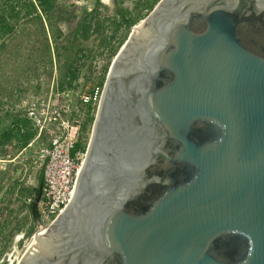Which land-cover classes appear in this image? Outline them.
Segmentation results:
<instances>
[{
	"label": "water",
	"instance_id": "water-1",
	"mask_svg": "<svg viewBox=\"0 0 264 264\" xmlns=\"http://www.w3.org/2000/svg\"><path fill=\"white\" fill-rule=\"evenodd\" d=\"M136 25L73 202L18 264H264V0H160Z\"/></svg>",
	"mask_w": 264,
	"mask_h": 264
},
{
	"label": "rangeland",
	"instance_id": "rangeland-1",
	"mask_svg": "<svg viewBox=\"0 0 264 264\" xmlns=\"http://www.w3.org/2000/svg\"><path fill=\"white\" fill-rule=\"evenodd\" d=\"M53 1L55 18L51 24H44L46 32L41 22L26 21L0 52V132L3 134L0 144V264H17L31 246L33 235L39 232L30 212L23 207L25 198L27 201L31 196L24 185L27 178L32 177L38 184L37 170L43 164L40 144L21 149L18 131L11 130L14 123L24 120L28 104L54 98L58 92L60 100L67 102L66 99L72 98L74 102L79 100V104L82 94L98 87L102 75L98 73L100 64L107 66L109 72L114 57L132 32L126 36L123 27L116 28L113 0L100 1L99 11L87 29L80 26L86 17H91L88 13L93 9L92 3L88 0ZM159 1L120 0L136 14L152 3L155 7ZM96 26H100L99 31ZM119 30L122 32V44L117 53L105 62L108 37ZM74 74L78 77L70 86ZM68 116L80 119L82 124L85 122L84 112H71ZM23 130L25 132L26 128ZM91 133L92 128H89L81 135L88 144ZM33 226L31 236L20 238L22 232Z\"/></svg>",
	"mask_w": 264,
	"mask_h": 264
},
{
	"label": "built area",
	"instance_id": "built-area-1",
	"mask_svg": "<svg viewBox=\"0 0 264 264\" xmlns=\"http://www.w3.org/2000/svg\"><path fill=\"white\" fill-rule=\"evenodd\" d=\"M121 44L122 32L120 30L108 37L105 49L108 57L105 62L112 58V52L118 49ZM99 67L101 70L98 73L101 75L106 66L100 64ZM101 94L102 89L99 87L94 92H85L80 96V102L73 110L70 108L68 99H66L67 102L59 99L61 95L59 92L55 94L54 98L33 101L26 108L25 118L31 122L35 131V135L30 139L27 147L29 148L35 143L40 144L43 162L47 160L43 173L42 195L36 209L39 221L44 226H50L73 202L76 183L84 161L83 156L75 159L71 155L72 150L80 141L82 122L80 119H72L68 115L71 112H84L90 103L98 107ZM22 132L24 133L23 129ZM27 147L24 149L26 150ZM35 200L31 195L27 198V203L33 204Z\"/></svg>",
	"mask_w": 264,
	"mask_h": 264
},
{
	"label": "trees",
	"instance_id": "trees-1",
	"mask_svg": "<svg viewBox=\"0 0 264 264\" xmlns=\"http://www.w3.org/2000/svg\"><path fill=\"white\" fill-rule=\"evenodd\" d=\"M155 3H152L147 6L146 9L141 10L138 14L134 13L128 7H123L122 2H119V6L115 10V24L116 28L119 29L123 27L126 30V36L132 30V28L143 20L148 13L153 9ZM101 2L98 0L96 6L88 13L89 19L86 17L85 21L80 26L81 29H87L92 26L93 20L96 17V13L99 11ZM55 3L53 0H0V52L4 50L9 42L18 32L21 24H24L26 21H39L42 23V29L46 32V27L44 24H51L52 20L55 18ZM89 20V22H87ZM116 21H118L116 23ZM96 30H100V26H96ZM47 39V38H46ZM117 50L112 52V57L117 53ZM108 72V67L106 66L102 75L98 80V87L103 88L105 77ZM77 74H74L69 82L71 86L72 83L76 80ZM63 89V86L61 87ZM95 89L92 91L94 92ZM72 103L70 104L71 110L78 105V101H72V98H68ZM97 111V105L92 103L88 104L85 108V122L82 124V133L88 131L89 128H92L93 122L95 120V115ZM25 132H22V129H25ZM13 130L18 131V141L20 148L27 147L30 139L35 135V131L32 128L31 122L24 118L22 121H17L13 125ZM3 137L2 132H0V144ZM49 148L51 146H48ZM88 147V140L80 139L76 144L74 149L71 152L73 158L77 159L86 154ZM47 160H44L43 164L37 170L38 185L33 187L31 190V195L34 199L40 193V186L43 184V173L45 168V163ZM29 211H32V205L29 206ZM37 212V211H36ZM38 220L39 216L37 214ZM32 222L35 224L34 218L32 217ZM34 232V226L30 228L28 235L31 236Z\"/></svg>",
	"mask_w": 264,
	"mask_h": 264
},
{
	"label": "crops",
	"instance_id": "crops-1",
	"mask_svg": "<svg viewBox=\"0 0 264 264\" xmlns=\"http://www.w3.org/2000/svg\"><path fill=\"white\" fill-rule=\"evenodd\" d=\"M36 182L37 181L35 179H33L32 177H28L26 182H25L26 184H24L25 185V189H27V190H29L31 192L32 188L38 185V184L36 185ZM24 201H25L26 204L24 205L23 210L25 209V211H29L28 210L29 206L33 205V204H28L27 201H26V198H25ZM29 212H30L31 216L33 217L32 211H29ZM32 217H31V219H32Z\"/></svg>",
	"mask_w": 264,
	"mask_h": 264
},
{
	"label": "bare ground",
	"instance_id": "bare-ground-1",
	"mask_svg": "<svg viewBox=\"0 0 264 264\" xmlns=\"http://www.w3.org/2000/svg\"><path fill=\"white\" fill-rule=\"evenodd\" d=\"M104 1H108V0H104ZM140 28H141V22H140L139 24L136 25V28L134 29L135 32H138V30H139ZM83 157H85V155H84ZM48 227H49V226H44V230L39 229V232L37 233V237L34 238V240L32 241V244H33V242H34L37 238H40V239L43 238V235H44L45 232L47 231ZM32 244H31V245H32Z\"/></svg>",
	"mask_w": 264,
	"mask_h": 264
},
{
	"label": "flooded vegetation",
	"instance_id": "flooded-vegetation-1",
	"mask_svg": "<svg viewBox=\"0 0 264 264\" xmlns=\"http://www.w3.org/2000/svg\"><path fill=\"white\" fill-rule=\"evenodd\" d=\"M99 1H101V0H99ZM97 2H98V0H97ZM97 2L95 3V6H96ZM113 2H114V12H115L116 8L119 6V2H120V0H113ZM95 6H94V7H95ZM122 6H123V7H128L130 10H132V8H131L129 5H127V4H124V3H123ZM94 7H93V8H94ZM80 139H81V138H80ZM27 229H28V228H27ZM27 229H26V230H27ZM29 230H30V229H28L26 232H25V231L22 232V236H21L20 238H23L25 235H28ZM26 251H27V250H26ZM26 251H25V252H26ZM22 256H23V255H22ZM22 256H21V258H22ZM21 258H20V259H21ZM19 261H20V260H19ZM17 264H18V263H17Z\"/></svg>",
	"mask_w": 264,
	"mask_h": 264
}]
</instances>
